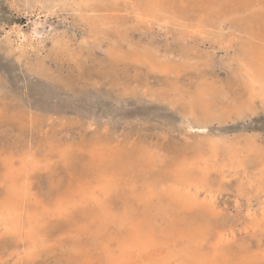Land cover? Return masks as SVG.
I'll return each mask as SVG.
<instances>
[{"label":"rangeland","instance_id":"374dc122","mask_svg":"<svg viewBox=\"0 0 264 264\" xmlns=\"http://www.w3.org/2000/svg\"><path fill=\"white\" fill-rule=\"evenodd\" d=\"M223 1L0 0V208L18 207L10 221L0 217V264H105L107 253L118 257L125 235L103 229L98 237V207L86 202L104 168L119 166V153L149 152L159 161L150 182L193 158L196 147L215 144L236 147L240 157L212 174L217 215L195 214L185 226L180 219L176 230L226 228L233 234L229 264H264V88L241 72L264 34L243 20L263 12L264 0ZM157 2L170 11L150 13ZM211 87L206 117L200 105L207 101L197 93ZM106 148L112 153L104 164ZM126 162L138 176L139 163ZM22 166L29 196L14 200L8 172Z\"/></svg>","mask_w":264,"mask_h":264},{"label":"bare ground","instance_id":"6f19581e","mask_svg":"<svg viewBox=\"0 0 264 264\" xmlns=\"http://www.w3.org/2000/svg\"><path fill=\"white\" fill-rule=\"evenodd\" d=\"M50 1L53 3H56V4L57 3L60 4L64 0H50ZM83 1H85V0H83ZM215 1L217 3L218 2H224L223 0H215ZM221 4L222 3H219L217 5L215 3L214 5H212V3H210V5H211L210 9H213L214 7H217L219 5H220V9H222ZM165 5L166 4L163 2H157V4H155V5L154 4L150 5L151 6V12L150 13H157V12H163L164 13V12L170 11V9L167 8V6H165ZM24 6L27 7V5H24ZM222 19H220V20H222ZM215 21H216V19H215ZM217 22H220V21H217ZM243 22H244L243 25H245V27H247V28L250 25H252L251 22H254L255 26L257 28L263 27V29H264V11L260 12V14L253 13L249 19H247V20L245 19V20H243ZM241 24H242V21H241ZM249 32L252 35H256V34L261 33V32L255 31L252 27L249 28ZM260 37L262 38L260 40L263 42L262 46H260V47L253 46L248 51L246 57L241 61V72L246 74L247 79H249V81L251 82V84L254 87L257 86V84H258L264 88V34L260 35ZM257 40H259V39H257ZM258 88H259V86H258ZM214 89H215L214 87L205 88L202 91L199 90V92L197 93V99L199 101H202V100L207 101V102L201 103L202 106L199 103V105L201 107L200 110H204V112L207 113L204 115L206 117H207V115H209L208 112L210 110L211 100L214 97ZM249 89H251V88H249ZM225 98H226V96H225ZM192 104H194V103H192ZM202 128H206V127L204 126ZM53 137H55V136L53 135ZM50 138H52V137H50ZM104 142H106V141H104ZM106 146H107V148L109 147L108 145H106ZM107 148H106V150L103 151V154L99 155V159L102 160L103 163L105 162L104 164H107V161H110L109 157H108L110 155H107V153H110V152L108 151ZM205 148H207V150ZM115 150H117V149H115ZM237 151H239V150L232 145H228L227 147H224V148L218 146L217 144L209 145L208 147H202V146L196 147V152L193 155V158H186V159H183L181 161L179 160V162H175L172 165H169V167H167L165 170H163L161 172L162 174L158 178H155L150 182L148 180L149 178L147 179L148 181H146V178H147L146 176L148 174H150L151 172H153L152 170L158 166L155 163H157L159 161H157L155 156H153L149 152H138V153H134V154H128L129 151H127L126 156H125L124 152L122 154L119 153L120 156H118L116 158V160L118 162H121V164L119 166L113 168V169H109V168L105 167L103 170L104 172L99 175L95 186L90 189L91 193L88 195V197H86V202L89 205L94 207V205L96 204L98 207V208H96L98 217L95 219L96 220L95 223L99 224V227L95 229L96 230L95 233L97 234L98 237L101 236L100 234L102 233V231H104L103 229H106L108 231L113 230V229H117L116 232L118 231V233H122L123 235H125V236L120 237L121 240H123L122 241V243H123L122 253L118 257H114V256L110 255V253H107L108 257H107L105 264H229L232 261V257L227 255V252H228L229 247L233 243V237H232L233 234L228 229L216 228V229L210 230L208 228H203V227L200 228V226H196V228H198V229H193L194 228L193 226H195V224H190L188 226V228L192 227V230H188V231L179 230V231H177L176 230L177 229L176 223L180 219H182V221L184 222L186 218H189L195 214L209 215L210 217L217 215L216 214L217 213L216 208H215L217 205V200H216V193L214 190L215 188H214V185H213L212 180H211L212 174L216 170H219V171L221 170V172H222L226 167H229L230 163H232V162L235 163L240 158L239 153ZM113 152L116 153L115 151H113ZM160 153H161V151H160ZM67 155H69V153H67ZM67 155H65V156H67ZM73 157H72V160H73ZM126 157L128 159H131L132 161L139 163L140 169L139 170L136 169L137 172L139 173L138 176L134 177L133 175H131L129 173L130 170L128 168L123 167L126 165L125 163H127ZM73 161H71V162H73ZM111 161H112V159H111ZM71 162H69V163H71ZM65 164H67V163H65ZM36 165H38V164H36ZM40 165L42 166V164H40ZM70 166H72V165H70ZM113 166H115V165H113ZM131 169H134V168H132V166H131ZM155 169H157V168H155ZM261 171H262V173H264V169ZM27 174H28V169H27V167H24V166H22L21 168H19L17 170L16 169L14 170L12 168L9 169L8 180L10 182V184H9L10 189L13 192L11 197L14 200L18 199L21 196H23V197L29 196V189H28V186L26 185V183L30 182V181H27ZM154 177H156V176H154ZM89 180H88V182H89ZM92 180H94V182H95V179L92 178ZM79 181H81V180H79ZM44 186H46V185H44ZM82 187L83 186L81 185L79 189H81ZM87 191H88V189H87ZM83 192H85V191H83ZM22 193H24V195H22ZM68 193H69V191H68ZM76 193H78V192H76ZM76 193L73 192V194H76ZM30 195H31V193H30ZM81 199H83V198H81ZM114 200L119 202L118 205H121L120 210L116 209ZM61 203L63 204V201ZM73 203H74L73 205H78L75 202H73ZM80 203L82 205H85V202H80ZM89 205H86V206L88 207ZM59 206H61V205H59ZM86 206H85V208H87ZM52 207H54V206H52ZM35 210H36V208H35ZM66 211H68V210H66V209L65 210H59V211H57V213L55 212L56 213L55 216L57 214L62 216V215H64V213H66ZM17 212H18V207L16 206V204L14 202H9L5 206L2 205V207L0 208V217L4 221H10L11 218L14 216V214H16ZM39 213H40V210H39ZM67 213H69V212H67ZM45 215H47V212ZM41 217H42V215H41ZM75 218H77V217H75ZM93 218H94V216H93ZM25 219H26V217L24 218V220ZM54 219H55V217H54ZM21 222H23V220ZM27 222H25V224H29ZM38 222H40V221H37V223ZM78 222H80V221H78ZM193 222H194V220H193ZM42 224H40V225L42 226ZM185 225L186 224L184 222L183 226H185ZM22 226H21V228H22ZM36 226H37V224H36ZM36 226H35V228H36ZM25 227H26V225H25ZM22 232H24V230ZM18 233H19V231L17 232V234ZM29 234H31V233H29ZM112 234H114V232ZM26 235H27V233H26ZM26 235H25V238H26ZM23 237H24V235H23ZM27 237H28V235H27ZM101 237H103V236H101ZM117 237H119V236H117ZM117 237H115V238H117ZM32 243H33V240H32ZM35 243H34V245H35ZM94 243H95V241H94ZM71 246L72 245H70V247L68 246L69 250H70ZM37 247L39 248V246H37ZM93 247H95V246H93ZM72 248H74V245ZM86 248H87V245H86ZM172 248L179 249V250L177 252H174L172 250ZM74 250H75L74 252H76L78 249L76 250L74 248ZM84 250L86 251L87 249L84 248ZM88 250H90V249H88ZM99 250H101V249H99ZM106 250L107 249H105V251ZM82 251H83V249H82ZM85 251H83V252L85 253ZM69 252L72 253L71 251H69ZM90 253L88 252V254H90ZM96 253H98V251H96ZM73 254H71V255H73ZM102 254H103V252H102ZM95 256L97 257L99 255L96 254ZM95 256H94V258H95ZM92 257H93V255H92ZM233 258H235V257L233 256ZM86 260H82V261H86ZM95 260H97V259H95Z\"/></svg>","mask_w":264,"mask_h":264}]
</instances>
